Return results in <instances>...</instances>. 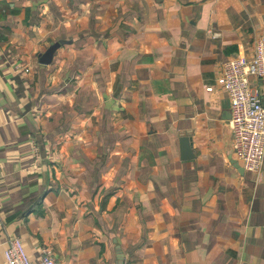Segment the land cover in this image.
Returning <instances> with one entry per match:
<instances>
[{"label":"crops","instance_id":"obj_1","mask_svg":"<svg viewBox=\"0 0 264 264\" xmlns=\"http://www.w3.org/2000/svg\"><path fill=\"white\" fill-rule=\"evenodd\" d=\"M261 35L264 0H0V264H264L217 84Z\"/></svg>","mask_w":264,"mask_h":264},{"label":"built area","instance_id":"obj_2","mask_svg":"<svg viewBox=\"0 0 264 264\" xmlns=\"http://www.w3.org/2000/svg\"><path fill=\"white\" fill-rule=\"evenodd\" d=\"M252 79L264 82V35L255 39L250 58L227 62L217 79L229 101L232 154L244 171L254 174L264 159V105L258 89L252 86ZM3 259L4 264H33L24 244L16 238L8 241ZM40 264L55 263L44 252Z\"/></svg>","mask_w":264,"mask_h":264},{"label":"water","instance_id":"obj_3","mask_svg":"<svg viewBox=\"0 0 264 264\" xmlns=\"http://www.w3.org/2000/svg\"><path fill=\"white\" fill-rule=\"evenodd\" d=\"M65 41H59L57 43L52 44L45 53H43L40 56L39 62L42 65H48L51 63L52 58L56 50L60 47V45L64 44ZM230 113V112H229ZM179 146H180V151H181V158L188 160L191 159V151H190V141L187 136H183L179 140ZM232 164L234 167H236L239 172H242V168L239 166L237 161H232Z\"/></svg>","mask_w":264,"mask_h":264}]
</instances>
